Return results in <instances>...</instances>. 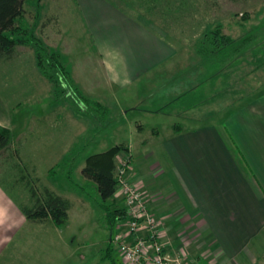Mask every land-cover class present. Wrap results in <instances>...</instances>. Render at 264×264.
<instances>
[{
	"label": "rangeland",
	"instance_id": "obj_1",
	"mask_svg": "<svg viewBox=\"0 0 264 264\" xmlns=\"http://www.w3.org/2000/svg\"><path fill=\"white\" fill-rule=\"evenodd\" d=\"M116 1L129 13L148 17L155 30L182 42L183 47L187 48L185 54L191 57L192 63L184 75H192L193 81L199 79L197 85H200L192 91L195 99L187 114L183 115L182 108L191 100L185 98L174 106L175 111L182 114L178 115V120L198 119L202 126V110H213L215 106L211 96L229 92L232 77L246 76L247 71L260 66L264 60V41H261L264 39V0H195L198 3L192 2L188 19L181 20L176 14L175 19L168 22L156 19L155 12L149 15L146 5L142 3ZM26 20L49 48L63 53L74 85L87 97L101 100L110 113L108 116H96L80 111L78 108H83L82 104L69 91L57 95L53 84L37 65L35 48L19 46L16 59L22 63H19L20 67L11 69L18 71L19 76L15 77L7 66L0 64V119L12 133L10 147L0 153L2 185L21 205H33L35 199L32 191L37 190L42 195L47 187L69 199L72 206L70 219L60 229L66 240L74 248L78 247V264H108L105 254L109 245L114 248L115 258L124 263L118 248L111 243L112 231L102 220L103 214L97 206L96 186L83 175V168L89 156L128 142L134 135L125 126L139 120L143 122L140 135L147 139V143L134 145L132 150H128L127 154L130 155L120 152L116 157L117 169L120 166L119 157L132 156L130 176L133 181L149 197H155L161 206H167L174 214L175 224L168 222L165 225V221L161 220L163 217H158L150 202L153 213L162 223V239L167 251L170 242H176L179 255L173 254L172 257L185 258L189 264H202L197 255L202 252V227L196 224L198 217L188 206L183 208L184 201L181 203L172 198L176 192L182 194L176 179V168L179 167L185 176L188 174L192 179L200 176L202 151L199 154L198 148L185 149V165H182L180 159L176 158L175 161L163 144L174 116H140L132 110L126 116L124 110L128 107H123L125 109L121 111L123 94L104 90L100 57L77 0H29L26 3ZM220 24L223 32L234 40H241L256 32L260 41L255 45L251 43L240 56L235 53L231 62L211 64L200 55L198 48L204 34ZM22 73H28V76H22ZM100 93L104 97H100ZM208 96L209 99H205ZM227 108L224 107L223 111ZM220 114L218 112L216 118L225 120L226 116L220 117ZM205 118L206 121L210 120L209 123L216 121L214 115ZM152 131L157 134L154 135ZM190 182L198 185L196 179ZM115 198L113 206H125L121 197ZM121 221H118L113 233ZM47 232L46 242L52 245L51 251H55L54 246L60 244V233L51 234L50 229ZM52 236L58 237V241H52ZM214 256L215 259L208 258L212 264H264L262 256L258 260L248 259L246 254L233 260L219 258L217 253Z\"/></svg>",
	"mask_w": 264,
	"mask_h": 264
},
{
	"label": "crops",
	"instance_id": "obj_2",
	"mask_svg": "<svg viewBox=\"0 0 264 264\" xmlns=\"http://www.w3.org/2000/svg\"><path fill=\"white\" fill-rule=\"evenodd\" d=\"M120 1L142 3L149 15L155 12L156 19L163 22L175 19L176 14L181 20L188 19L192 2L198 3L195 0ZM77 3L100 57L104 90L123 94L121 111L128 107L124 110L126 116L130 110L140 116H174L163 144L182 165H185V149L198 148L199 154L202 151V174L194 177L198 185L191 183L195 179L185 176L178 167L175 174L182 194L172 195L173 200L184 201L183 208L188 206L198 217L202 252L197 255L202 264H212L208 258L216 253L227 260L242 254L252 260L261 256L264 259V60L247 71L246 76L232 77L229 92L211 96L215 106L213 110H202V126L198 119L178 120L182 114L174 106L185 98L191 100L182 108L183 115L187 114L195 99L192 91L200 85H197L199 79L193 81L192 75H184L192 59L185 54L187 48L183 43L164 36L153 28L148 17L129 13L116 0H77ZM16 58L1 60L0 64L10 70L20 67L22 62L18 63ZM11 71L15 77L20 75ZM25 74L28 76V73L21 75ZM224 107L229 108L223 111ZM218 112L226 119H217ZM210 115H214L215 122L206 121L205 117ZM2 121L0 125L8 127ZM125 127L134 136L117 145L132 150L139 142L147 143L140 135L143 122L136 120ZM155 131H152L154 135ZM150 198L153 210L163 217L165 225L175 224L174 214L167 206H161L155 197ZM60 228L51 219H29L22 205L0 182V264H78V247L66 240ZM49 229L51 234L60 233L59 238L51 237L52 241L59 239L55 251L46 242ZM176 244L168 245L171 255H179Z\"/></svg>",
	"mask_w": 264,
	"mask_h": 264
},
{
	"label": "trees",
	"instance_id": "obj_3",
	"mask_svg": "<svg viewBox=\"0 0 264 264\" xmlns=\"http://www.w3.org/2000/svg\"><path fill=\"white\" fill-rule=\"evenodd\" d=\"M29 0H0V61L13 59L19 46H33L37 65L42 74L53 84L57 95L70 92L82 107L78 109L94 115H107L109 108L100 100L87 97L74 85L71 70L62 52L51 49L42 38L35 34L26 20V3ZM260 41L258 35L252 33L241 40H234L223 32V26L217 25L204 34L198 48L200 55L211 64H226L233 61L235 53L239 56L251 44ZM264 41V39H261ZM12 142L9 128L0 125V153L7 150ZM125 145H117L88 157L83 168V175L96 186L97 206L103 214L105 226L114 231L118 221L127 220V210L124 207L113 206L117 192L116 157L120 152L128 153ZM132 157V156H131ZM35 199L32 206L22 205L29 219L43 221L51 219L58 227L68 224L70 203L65 197L50 188H45L42 195L37 190L32 191ZM112 237V235H111ZM114 248L109 245L105 259L108 264H124L114 256Z\"/></svg>",
	"mask_w": 264,
	"mask_h": 264
},
{
	"label": "built area",
	"instance_id": "obj_4",
	"mask_svg": "<svg viewBox=\"0 0 264 264\" xmlns=\"http://www.w3.org/2000/svg\"><path fill=\"white\" fill-rule=\"evenodd\" d=\"M116 173V197L124 200L127 220L112 234L114 244L125 264H189L185 258L172 257L163 242L161 221L153 213L151 199L130 176L131 156L119 157Z\"/></svg>",
	"mask_w": 264,
	"mask_h": 264
}]
</instances>
